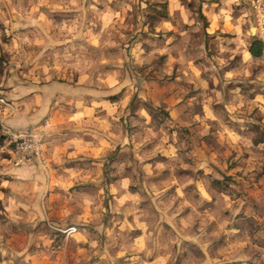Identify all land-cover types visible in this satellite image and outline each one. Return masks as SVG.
Masks as SVG:
<instances>
[{
  "label": "rangeland",
  "instance_id": "374dc122",
  "mask_svg": "<svg viewBox=\"0 0 264 264\" xmlns=\"http://www.w3.org/2000/svg\"><path fill=\"white\" fill-rule=\"evenodd\" d=\"M209 1L0 0V259H19L14 245L34 248L44 237L53 244L58 228L72 226L92 231L94 264H197L234 237L235 212L246 215V205L264 212V20L257 22L248 0H215L223 22L214 31L222 37L204 36L207 16L200 8ZM184 21L195 27L186 29ZM253 38L261 40L263 57L241 60ZM232 56L241 77L223 70ZM51 82L109 90L99 114L124 132L126 149L118 161L115 146L102 169L88 175L102 183L99 197L66 196L47 216L32 218L23 210L36 208L26 192L36 188L24 182L38 176L23 170L42 159L15 166L9 147L11 133L43 124L28 96ZM152 86L191 98L183 107L168 106L167 114L158 105L168 99L163 91L152 90L162 102L142 95ZM64 177L84 174L65 171ZM64 181L58 189L65 194L68 185L70 192L82 185Z\"/></svg>",
  "mask_w": 264,
  "mask_h": 264
},
{
  "label": "crops",
  "instance_id": "0c3cea01",
  "mask_svg": "<svg viewBox=\"0 0 264 264\" xmlns=\"http://www.w3.org/2000/svg\"><path fill=\"white\" fill-rule=\"evenodd\" d=\"M202 4L200 11L203 10L207 16V23L202 26V35L205 36L206 34L209 35L211 31L216 30L220 21L223 22V20H221L223 14L220 18L221 14L219 11L222 8L219 7L218 2L215 0L203 2ZM209 4H216L217 7L209 6ZM210 12L213 13L215 17L214 20H212ZM192 21L186 22V29L195 27V25L191 24ZM169 25L171 26V23ZM220 29H222V26H220ZM228 31L231 32V30ZM184 32H186V30ZM214 32H217L216 35L214 34L216 40H220L222 34H220V32L218 33V31ZM223 36L225 37V35ZM239 56L241 60L243 59L245 61L250 58L259 59L263 57L262 51L259 56H252L247 47H245V50L242 51ZM236 59H238V57L235 59L233 56L229 57L230 65L223 69L226 70V73H229L232 78L241 77L240 74L237 75V72L240 73L239 67L241 64L239 62L238 64L240 65H237V62H235ZM261 59L264 61V58ZM263 71L260 67L258 69V74L260 75ZM247 81V83H250V80ZM36 88L38 90L34 97L29 95L30 97L28 96V98H30L31 107L40 108L34 113L45 116L43 124H40L44 134L43 157L41 156L42 162L40 164L37 163L33 166L25 165L24 167L26 169L23 170L29 177L32 176V178H35V176H38L37 179L30 178V181L26 180L24 182L28 187L32 188V186H34L36 188L35 190L26 191L28 194H32V199L29 200L36 205V208H24L23 210L24 214L32 218L36 216L40 217L41 214L47 216V212L55 210L53 205L58 201H62L66 196L69 198L72 197L74 201H76V197L80 199L83 198L85 201H93L94 197H99V188H103V185L98 179L91 176L89 177L88 175H91L94 170L97 171L102 169L103 163L108 161L106 156L110 154V151L114 149L115 146H120L115 153L118 161L124 159V151L126 149V147H124V132L121 130L118 132L116 124L112 121L111 125L110 119L104 116L103 111H100L99 114V109L105 105L106 98H104V94L102 93L106 89H95L93 86L56 85L52 82L51 84L49 83V85L36 86ZM153 89H155V91H163L168 97V99H163V103L158 104L167 114L168 106L183 107L188 100H190L189 98H191L186 97L181 99L178 95H173L172 93L174 92L171 93L172 90L170 91L168 86H160L159 88L158 86H152V88L146 89L148 93L142 91V95L149 96L154 100H160V102H162L161 99H157L153 96ZM26 90L30 91L29 88H26ZM108 91L109 90H106V93H108ZM35 99L37 101L36 104L34 102ZM169 99L172 100L168 102ZM246 100L252 101V97H246ZM122 163L124 165V162ZM112 165H114V163H112ZM65 171H83L84 177L79 178V180H72L69 177L63 178V172ZM54 174H59L61 179L56 176L51 178L50 175ZM120 179L121 178L117 176L113 183L115 185L116 183H120ZM64 180H69L71 183L73 181L80 182L82 185H80L79 190L75 192H70L68 188L72 184L68 185L65 194L63 190L58 189L66 186ZM257 181L262 182L263 180L259 178ZM205 192L208 197H211L213 194L220 195L217 191H213V193L205 190ZM202 194L199 198H204L205 201L206 196H202ZM223 195L231 204L233 200H230L228 195ZM261 196H263V200H261L263 204L264 194ZM15 197L16 200L20 198L18 195ZM114 197L118 199L120 203L124 202L122 196L117 194L114 195ZM122 200L123 202H121ZM19 201H21L22 204H25L26 201L29 202L28 200L23 201L21 198ZM239 201H244L246 203V199L243 201L240 199ZM60 203L65 204L63 201ZM39 204H41L42 209ZM120 207H122V209L126 208L125 206ZM48 208L51 210L48 211ZM247 208L248 205L245 207L246 215L244 214L243 216V214L236 212L233 215L238 221L234 222V224H231L229 227L230 233L234 236L233 238H229V243L227 244L229 246L220 245V247H215L213 257L204 253L203 258L198 259L197 264H264V212L254 207H251V210ZM85 220L92 221V215L90 214L85 217ZM98 229L100 230L101 227H98ZM57 230L61 232L60 234L58 233L61 235L59 241L52 244L46 242L48 238L44 237L42 239L44 241H40L41 243L38 242L37 246L34 248L29 242L23 243L22 245L20 244L21 248L20 245H14L12 246V253L20 250V258L17 259V256L2 258L0 259V263L18 264L17 260L19 264H94L96 262L93 260L94 257H92L93 244L90 236L91 230L86 227H75L74 230H70L67 233L59 228ZM51 231L44 232L42 235L49 236L53 232ZM111 231L116 232L117 229H112ZM241 238L245 240L244 244H242ZM213 243L215 242L213 241ZM226 251L228 252L227 254ZM221 252L224 254L222 257ZM107 255H109V253H107ZM109 256L111 257V255ZM153 260L154 259H150V264L156 263L155 260ZM101 264H108V261L103 260ZM126 264L132 263L127 262Z\"/></svg>",
  "mask_w": 264,
  "mask_h": 264
},
{
  "label": "built area",
  "instance_id": "2783aa9c",
  "mask_svg": "<svg viewBox=\"0 0 264 264\" xmlns=\"http://www.w3.org/2000/svg\"><path fill=\"white\" fill-rule=\"evenodd\" d=\"M249 6L254 11L257 22L264 20V0H248ZM44 144L43 129L41 125L25 131L11 133V147H9V161L17 166L29 161L41 159ZM72 226L63 231L69 232Z\"/></svg>",
  "mask_w": 264,
  "mask_h": 264
},
{
  "label": "trees",
  "instance_id": "16d2710c",
  "mask_svg": "<svg viewBox=\"0 0 264 264\" xmlns=\"http://www.w3.org/2000/svg\"><path fill=\"white\" fill-rule=\"evenodd\" d=\"M252 56H259L262 51V43L260 39L253 38L247 47Z\"/></svg>",
  "mask_w": 264,
  "mask_h": 264
}]
</instances>
